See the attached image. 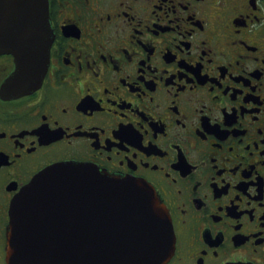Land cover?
Instances as JSON below:
<instances>
[{
	"label": "flooded vegetation",
	"instance_id": "flooded-vegetation-1",
	"mask_svg": "<svg viewBox=\"0 0 264 264\" xmlns=\"http://www.w3.org/2000/svg\"><path fill=\"white\" fill-rule=\"evenodd\" d=\"M48 3L42 79L7 86L0 53V264L11 201L61 161L151 183L167 264H264V0Z\"/></svg>",
	"mask_w": 264,
	"mask_h": 264
},
{
	"label": "water",
	"instance_id": "water-1",
	"mask_svg": "<svg viewBox=\"0 0 264 264\" xmlns=\"http://www.w3.org/2000/svg\"><path fill=\"white\" fill-rule=\"evenodd\" d=\"M52 35L48 0H0V53L16 63L7 86L42 79ZM7 236L9 264H166L176 242L148 181L75 161L47 166L13 198Z\"/></svg>",
	"mask_w": 264,
	"mask_h": 264
}]
</instances>
